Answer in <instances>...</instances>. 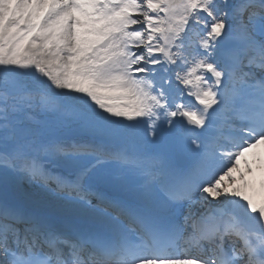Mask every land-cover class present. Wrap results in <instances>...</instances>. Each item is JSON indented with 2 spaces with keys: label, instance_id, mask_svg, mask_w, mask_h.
<instances>
[{
  "label": "snow or ice",
  "instance_id": "6c2138e0",
  "mask_svg": "<svg viewBox=\"0 0 264 264\" xmlns=\"http://www.w3.org/2000/svg\"><path fill=\"white\" fill-rule=\"evenodd\" d=\"M0 264H264V0H0Z\"/></svg>",
  "mask_w": 264,
  "mask_h": 264
}]
</instances>
